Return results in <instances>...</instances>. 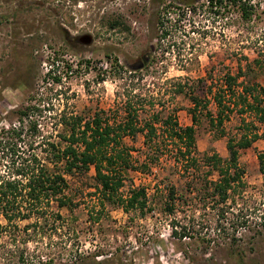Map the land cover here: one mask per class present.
Returning <instances> with one entry per match:
<instances>
[{
	"label": "rangeland",
	"instance_id": "374dc122",
	"mask_svg": "<svg viewBox=\"0 0 264 264\" xmlns=\"http://www.w3.org/2000/svg\"><path fill=\"white\" fill-rule=\"evenodd\" d=\"M183 1L0 0V126L14 123L15 111L28 105L38 109L33 114L47 130H53L62 116L88 119L125 100L121 96L124 82L134 85L132 93L143 96L141 118L148 119L155 112L162 117L173 114L178 126L185 127L191 125L189 110L193 105L186 96L173 95L172 89L176 80L186 83L202 102L207 100L205 110L201 106L194 109L198 157L217 154L225 158L228 138L237 139L249 131L258 135L252 146L238 155L243 187L232 194L235 206L231 212L240 210L250 238L264 228V180L257 163V155L264 154V122L257 123L248 113L242 116L245 127L239 116L232 114L220 130L212 129L205 112L215 113L208 89L218 88L227 73H241L237 83L261 88L258 96L264 105V0H240L249 6L247 19L231 6L209 9L207 0H189L185 7ZM112 23L118 26L109 29ZM86 34L91 42L82 45L77 39ZM114 59L123 70L138 71L131 82L127 72L113 67ZM142 59L144 66L136 68ZM50 69V78H59L58 84L45 77ZM124 143L131 147L133 165L139 172L129 173L130 181H123L120 192L124 196L130 187L144 188L153 210L139 218L135 211L124 214L105 207L98 216L91 213L98 217L92 221L88 212L97 209V196L90 170L85 177L67 181L77 206L71 214L61 211L67 228L60 239H53L61 242L52 244L51 255L43 254L47 251L39 241L24 245L19 234L13 238L8 231H0V264H21L17 260L20 253L28 257L27 264H45L48 259L49 264H92L105 259L113 264H191L183 253L198 254L201 239L211 234L216 223L218 208L209 198L203 200V192H199L202 181H214L215 174L207 177V168L199 165L196 176H183L166 161L170 159L167 153L150 175L144 174L139 164L147 158L148 150L142 146L141 134L134 140L126 138ZM168 185L181 196L174 214L162 205ZM172 223H193L194 227L189 236L178 239L171 232ZM243 232L238 228L235 235L241 238ZM260 234L251 251L244 242L239 247L247 254L246 264H264V236ZM208 252L205 255L212 260L195 263L237 264L227 247ZM77 256L86 259L79 262Z\"/></svg>",
	"mask_w": 264,
	"mask_h": 264
},
{
	"label": "trees",
	"instance_id": "16d2710c",
	"mask_svg": "<svg viewBox=\"0 0 264 264\" xmlns=\"http://www.w3.org/2000/svg\"><path fill=\"white\" fill-rule=\"evenodd\" d=\"M183 4L185 7L189 6L185 0ZM206 4L209 9L222 5L223 8L231 6L239 9L242 19L249 16V6L240 0H207ZM117 26V23H112L108 28ZM112 63L118 72L128 73L130 82L138 72L135 69L123 70L115 59ZM50 74L51 69L46 72L45 77L50 78ZM239 74L241 73H227L223 75L222 84L218 88L208 89L216 108L214 114L205 112L210 128L220 130L232 114L239 116L245 127L247 123L242 116L248 113L253 115L257 123L264 122V105L258 96L262 89L257 88L256 84L237 83ZM50 79V83L59 82V78L55 76ZM201 82L205 83L204 80ZM123 85L121 96L126 97L124 101H120L119 105L115 103V109L96 112L88 119L79 115L62 116L53 125V130H47L38 116L33 114L39 112L38 109L34 105H28L15 111L14 123L0 126V218L4 221L0 231H8L13 238L15 234H19L24 245L39 241L43 244L44 251H47L43 254L51 255L52 244L61 242L53 239H60L61 232L67 228L61 211L66 210L71 214L77 206V201L68 192L67 181L75 176L85 177L90 170L93 171L91 179L97 196V209L93 208L88 212L92 221L98 217L93 218L91 213L98 216L105 207L119 209L124 214L135 211L139 218H143L144 214L153 210L147 204L145 189L130 187L124 196L120 192L123 181H130L129 173L139 170L133 165L132 149L125 145V139L134 140L137 134H141L142 146L148 152L147 158L139 164L140 172L150 175L152 168L159 165L160 159L167 153L170 159L164 160L183 176H196L199 165L207 168V177L215 174L214 181H202L199 192H203V200L209 198L212 205L218 208L216 223L211 234L201 239L202 250L194 257L184 252L183 257L191 264L200 260L207 262L212 260L208 251L227 247L235 256L237 264H246L244 260L247 254L239 247L244 242L247 250L251 251L260 233L249 238L245 217L240 214V210L231 212V207L235 206L232 194L243 187V171L237 164L238 155L240 151L252 146L258 139L257 133L249 131V135L241 134L237 139L228 138L225 143V158L217 154L198 157L194 141L193 125L197 119L194 109L201 106L205 110L207 100L202 102L194 95L191 87L176 80L172 94L186 96L193 105V109L189 110L191 125L180 127L173 114L162 117L160 112H155L148 119L141 118L139 113L144 107L141 102L143 96L132 93L133 84L126 85L123 82ZM32 98L29 97V100ZM121 113L123 116H117ZM249 125L255 128L252 122ZM158 129H161V134H157ZM220 136H223L222 132ZM257 163L264 180V154L257 155ZM165 192L163 209L174 214L176 201L181 196L176 195L172 185L166 186ZM24 221L28 223L19 227L18 223ZM192 227L193 223H172L171 232L174 237L181 239L189 236L188 232ZM238 228L244 231L241 238L235 235ZM262 236L264 228L260 234ZM244 237L247 238L246 241ZM43 240L45 242L42 243ZM207 252L209 255L206 257ZM27 259L23 253L17 257L21 264H27ZM79 259L77 256V260ZM82 259L86 257L79 262ZM50 261L48 259L45 264ZM91 263L113 264L107 259ZM117 264L122 263L119 261Z\"/></svg>",
	"mask_w": 264,
	"mask_h": 264
},
{
	"label": "water",
	"instance_id": "95a60500",
	"mask_svg": "<svg viewBox=\"0 0 264 264\" xmlns=\"http://www.w3.org/2000/svg\"><path fill=\"white\" fill-rule=\"evenodd\" d=\"M91 42V37L89 35H82L79 38V43H81L82 45H88Z\"/></svg>",
	"mask_w": 264,
	"mask_h": 264
},
{
	"label": "flooded vegetation",
	"instance_id": "af4514ba",
	"mask_svg": "<svg viewBox=\"0 0 264 264\" xmlns=\"http://www.w3.org/2000/svg\"><path fill=\"white\" fill-rule=\"evenodd\" d=\"M187 2H189V0H185ZM80 38V37H79ZM79 38L77 39V41L79 42ZM145 62V59H142V61H140L137 65H136V68H141L143 66Z\"/></svg>",
	"mask_w": 264,
	"mask_h": 264
}]
</instances>
